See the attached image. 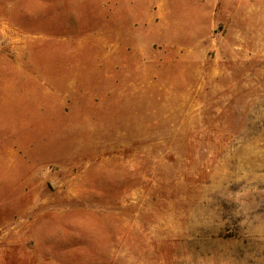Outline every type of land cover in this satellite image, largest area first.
Segmentation results:
<instances>
[{"label": "rangeland", "instance_id": "374dc122", "mask_svg": "<svg viewBox=\"0 0 264 264\" xmlns=\"http://www.w3.org/2000/svg\"><path fill=\"white\" fill-rule=\"evenodd\" d=\"M0 264H264V0H0Z\"/></svg>", "mask_w": 264, "mask_h": 264}]
</instances>
